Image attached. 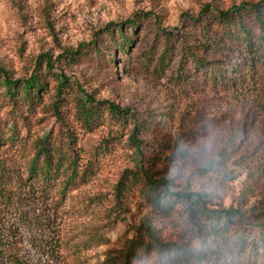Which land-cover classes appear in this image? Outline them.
<instances>
[{"label":"rangeland","instance_id":"374dc122","mask_svg":"<svg viewBox=\"0 0 264 264\" xmlns=\"http://www.w3.org/2000/svg\"><path fill=\"white\" fill-rule=\"evenodd\" d=\"M257 1L0 0V71L15 79L37 73L48 81L35 112L23 106L31 133L26 154L36 137L65 140L66 126L52 108L60 81L68 80L64 94L70 99L107 100L129 111L128 121L113 118L89 132L76 128L70 116L67 123L80 147L87 156L96 152L97 173L62 196L23 187L9 207L0 202V264H105L143 221L164 243L181 245L186 264H210L187 250L202 248L204 241L183 213L186 203L176 202L166 216L140 193H117L120 180L135 173L165 178L184 202L203 200L213 210L240 208L238 231L264 236V78L248 94L234 95L229 86L208 85L199 77L181 90L169 80L168 70H154L157 53L144 55L155 34L179 31L187 16L205 7L236 10ZM135 17L142 18L144 28L152 26L149 38L138 37L129 52L117 49L112 58L103 56L105 46H114L101 36L105 28L128 26ZM12 112V105L5 104L0 116L10 120ZM133 120L140 121L137 131ZM0 154L9 168L21 171L17 149ZM252 252L250 246L233 244L222 249L239 264H264V254ZM135 264L157 263L154 257Z\"/></svg>","mask_w":264,"mask_h":264},{"label":"trees","instance_id":"16d2710c","mask_svg":"<svg viewBox=\"0 0 264 264\" xmlns=\"http://www.w3.org/2000/svg\"><path fill=\"white\" fill-rule=\"evenodd\" d=\"M129 24L117 23L105 28L101 36L107 37L114 46L112 50L105 46L103 52L99 49L103 56L112 58L117 49L129 52L138 37L148 39L153 33L148 23L144 28L141 17L131 19ZM93 44L98 47V39ZM146 47L144 55H159L154 70H168L169 80L181 90L199 77L208 85L229 86L234 95L240 91L252 93L258 90L260 79L264 78V0L245 2L236 10L205 7L197 16H187V22L179 31L163 29L155 34L153 44ZM219 55L225 60L214 58ZM67 81L65 79L58 84L56 100L52 105L58 120L66 126L65 140L54 139L50 135L36 137L32 141V151L26 154L31 133L23 106L34 113L36 103L41 101L48 88V81L37 73L29 78L15 79L0 71V115L5 104H11L13 111L10 120L0 116V150L17 149L21 165L18 166L21 171H13L0 154V202L6 207L23 187L41 194L56 192L62 196L69 188L88 183L96 175L98 166L93 161L96 152L87 156V152L80 147L78 135L67 123L71 115L76 128L85 132L115 119L120 123L128 121V109H122L113 102L80 96L68 98L64 94ZM69 103L71 106H67ZM133 121L137 131L141 128L140 121ZM169 188V181L165 178L155 180L149 174L135 173L128 180H120L117 193H140L150 207L166 216L173 213L176 202L186 203L183 213H188L189 222L198 228L200 239L204 241L200 249L187 248L198 262L207 259L210 264H239L236 259L232 260L222 253V249L229 244L240 249L250 246L256 257L264 254V236L258 238L236 228L237 218L243 216L240 208L213 210L203 200L190 198L184 202L185 197L174 194ZM181 250L179 244L164 243L151 223L143 221L119 254L109 256L105 264H135L154 257L157 264H186ZM251 263L254 264V261Z\"/></svg>","mask_w":264,"mask_h":264}]
</instances>
